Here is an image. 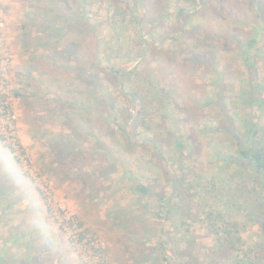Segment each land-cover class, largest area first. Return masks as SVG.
Instances as JSON below:
<instances>
[{"label": "rangeland", "instance_id": "374dc122", "mask_svg": "<svg viewBox=\"0 0 264 264\" xmlns=\"http://www.w3.org/2000/svg\"><path fill=\"white\" fill-rule=\"evenodd\" d=\"M251 117L264 0H0V264H264L250 177L222 159Z\"/></svg>", "mask_w": 264, "mask_h": 264}, {"label": "trees", "instance_id": "16d2710c", "mask_svg": "<svg viewBox=\"0 0 264 264\" xmlns=\"http://www.w3.org/2000/svg\"><path fill=\"white\" fill-rule=\"evenodd\" d=\"M70 26L65 25L59 32V34H65ZM255 41V40H253ZM252 40L249 41L248 46H252L253 42ZM256 83L252 82L251 83V89L248 91L247 96L252 95V101H255V98L257 96L254 93L256 92ZM259 90V89H258ZM244 90L241 92L240 97L238 98V102H242L244 100L243 97L244 95ZM259 101L256 102V108H259L260 105H262V99L261 97H258ZM79 106V105H76ZM257 113L256 109L254 110V113ZM259 112V111H258ZM252 118V117H251ZM250 128L245 126L244 130H239V128L234 127V126H229L226 127L225 130L228 131V133L231 135L232 140L234 141L235 145V155L234 153L232 154H226L223 156V160L228 164V165H235L239 168H241L244 171V174L246 177H250V182L251 185L248 187L247 184L243 185V188H247L248 192L250 194L256 195V199H249L246 196H244V193H239L236 194L235 197L239 198L241 201L245 202V204H248V207L252 208V204H254L255 209H257V216L262 219L260 223L261 227V238L263 239V244H261V247H264V130L260 129V126L257 122V120L249 121L248 123ZM224 129V128H223ZM177 147L179 150H181V144L176 142ZM57 146V144H56ZM132 191L135 195L141 197L143 200L150 194V187L148 185L142 184L140 182L133 181L132 183ZM11 204H9L10 206ZM4 210V209H3ZM125 211V209H118L116 211V215L119 217V225L121 227L126 226L127 220L124 219L123 217L120 216V213ZM220 213V211L218 212ZM217 220L222 219V215H217ZM123 219V220H122ZM68 222V221H67ZM74 224V220L70 222V225L68 223V227L72 228ZM224 223L221 222L220 226H223ZM81 233V232H80ZM84 234V233H83ZM223 235H220L223 240H221L218 244L220 247H226L227 249L232 248L235 244V240H240L238 237L235 239L232 237L229 233L228 230L225 231V233H222ZM26 234L21 233L20 238L25 237ZM77 239L75 240V243L79 242V245L82 247H91V243L94 244V240L91 238H87L84 235L77 234ZM15 240V239H14ZM12 243V240L10 241ZM165 248V247H164ZM166 250V249H165ZM164 251V250H163ZM99 256H103V254L99 251L98 254ZM105 256V255H104ZM106 258V257H105ZM246 257H239V259H236L234 264H249L247 259H244ZM176 262L175 259H171L169 254H161V257L158 255L152 254L149 257V263L150 264H171V263ZM191 264L190 261H182L180 264ZM174 264H179L174 263Z\"/></svg>", "mask_w": 264, "mask_h": 264}, {"label": "crops", "instance_id": "0c3cea01", "mask_svg": "<svg viewBox=\"0 0 264 264\" xmlns=\"http://www.w3.org/2000/svg\"><path fill=\"white\" fill-rule=\"evenodd\" d=\"M18 189L20 190V191H19V194H20V196H21L23 191H22V189H20V188H18ZM27 190H28V189H27ZM25 192H26V191H25ZM27 192L29 193V195L31 194V196H27L28 201H27V203H26L27 205H25V206L30 205L31 202H35V200H36V199H35V195L32 193V192H33L32 190H30V191L28 190ZM19 198H20V197H19ZM37 204H38V203H37ZM38 206H39V205H38ZM33 207H34V205H33Z\"/></svg>", "mask_w": 264, "mask_h": 264}]
</instances>
